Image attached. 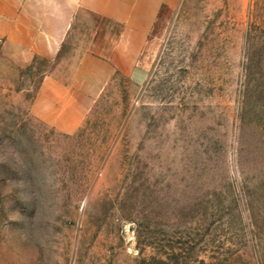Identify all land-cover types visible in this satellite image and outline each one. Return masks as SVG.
<instances>
[{
	"label": "rangeland",
	"instance_id": "374dc122",
	"mask_svg": "<svg viewBox=\"0 0 264 264\" xmlns=\"http://www.w3.org/2000/svg\"><path fill=\"white\" fill-rule=\"evenodd\" d=\"M97 29L80 15L54 61L0 38V264H264V0H180L145 75L86 78L61 129L37 90L108 54Z\"/></svg>",
	"mask_w": 264,
	"mask_h": 264
},
{
	"label": "crops",
	"instance_id": "0c3cea01",
	"mask_svg": "<svg viewBox=\"0 0 264 264\" xmlns=\"http://www.w3.org/2000/svg\"><path fill=\"white\" fill-rule=\"evenodd\" d=\"M180 0H0V38L13 58L54 61L80 15L110 26L108 54H96L91 40L69 74L43 75L32 111L61 129L79 125L94 97L93 81L121 70L131 78L147 72L151 51ZM62 78H74L72 82Z\"/></svg>",
	"mask_w": 264,
	"mask_h": 264
}]
</instances>
